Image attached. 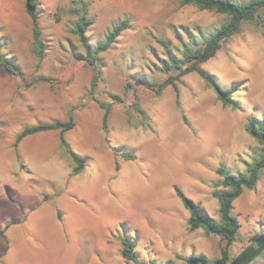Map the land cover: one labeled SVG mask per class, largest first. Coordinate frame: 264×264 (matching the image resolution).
Masks as SVG:
<instances>
[{
  "label": "rangeland",
  "instance_id": "rangeland-1",
  "mask_svg": "<svg viewBox=\"0 0 264 264\" xmlns=\"http://www.w3.org/2000/svg\"><path fill=\"white\" fill-rule=\"evenodd\" d=\"M81 1L38 0L46 43L38 63L25 0H0V52L25 75L0 67V264H127L124 237L137 241L131 264H186L197 253L216 258L225 242L202 227L190 230L177 189L220 220L217 169L239 175L259 157L246 123L264 118V30L245 23L202 65L223 87L237 85L233 108L197 72L161 94L136 83L168 79L160 40L180 58L186 42L204 40L226 15L182 0H84L92 48L119 21H131L100 53L98 74L73 31ZM102 103L111 105L106 125ZM70 117L75 127L65 137L86 160L81 172L58 130L31 134L15 147L25 127ZM233 213L240 224L230 246L235 257L264 230V169ZM253 264H264V253Z\"/></svg>",
  "mask_w": 264,
  "mask_h": 264
},
{
  "label": "trees",
  "instance_id": "trees-1",
  "mask_svg": "<svg viewBox=\"0 0 264 264\" xmlns=\"http://www.w3.org/2000/svg\"><path fill=\"white\" fill-rule=\"evenodd\" d=\"M81 13L73 28L75 34L78 35L79 40L86 49V53L82 55L83 59L97 71L101 73L99 65L100 53L107 51L123 33L129 28L130 19L124 18L119 21L109 31L103 43L92 48L87 39L88 27L92 24L88 16L89 3L81 1ZM183 4H193L203 9L213 10L228 17L227 21L222 23L215 31L208 35L204 40L199 42V39L193 37L186 42L183 49V54L179 58L174 54L172 48L165 40H160V43L166 48L169 60L164 62L163 69L170 74L168 79L162 82H151L145 77L136 79V83L143 85L161 94L162 91L169 85L176 87V81L181 76L197 72L210 86H212L218 94L219 99L226 106L237 108L239 106L238 100L234 97V93L239 89L236 84L230 87H223L220 85L215 77L207 72L202 65L213 58L222 48L223 44L233 35L240 33L243 26L247 22H253L259 25L264 30V0H182ZM26 11L28 12L32 22V35L34 39V52L40 63L45 56L46 43L43 38V32L39 22L38 15V0H25ZM79 13L80 9L75 10ZM0 67H3L14 74L24 77V72L20 67L13 63L8 57H5L0 52ZM171 71H178V74H172ZM41 80H49L48 77H41ZM98 80V76L94 78L93 89ZM113 97L120 99L119 96ZM105 108L104 123L106 125L110 113L111 105L101 104ZM75 127L73 117L67 121L56 120L51 123H39L33 126L25 127L17 136L15 147L18 148L21 141L34 133L41 131L58 130L62 145L71 154L74 161L77 163L76 172H81L86 166V160L73 152L66 140L65 133ZM246 130L259 142L260 152L259 157L256 158L247 167V172L242 174H235L226 167L221 166L217 172L222 177L213 190V196L219 201V208L221 219L216 220L207 213L201 203L188 198L180 189H177L178 195L181 197L185 207L189 210L190 215L188 225L190 230L204 228L210 234L219 237L225 242L219 256L214 259L209 258L205 254L197 253L189 257H185L186 264H253L259 256L264 253V230L255 233L251 237V242L238 255L232 257L230 254V246L236 241L239 234V221L237 216L233 213L234 201L242 195L245 188L253 189L256 187L260 175L264 169V118L249 117L246 123ZM132 159L133 155L125 156ZM3 233V230H0ZM122 250L121 254L126 259L127 264L135 261L137 258L136 246L137 241L132 237H124L121 239ZM179 258H183L178 256ZM149 264H162L156 261H151ZM167 264H174L169 262Z\"/></svg>",
  "mask_w": 264,
  "mask_h": 264
},
{
  "label": "crops",
  "instance_id": "crops-1",
  "mask_svg": "<svg viewBox=\"0 0 264 264\" xmlns=\"http://www.w3.org/2000/svg\"><path fill=\"white\" fill-rule=\"evenodd\" d=\"M7 226H9V225H7ZM5 251H7V247H5Z\"/></svg>",
  "mask_w": 264,
  "mask_h": 264
}]
</instances>
